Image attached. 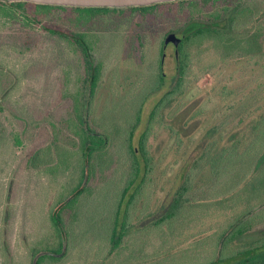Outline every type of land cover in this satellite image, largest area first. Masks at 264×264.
Instances as JSON below:
<instances>
[{
    "label": "rangeland",
    "instance_id": "obj_1",
    "mask_svg": "<svg viewBox=\"0 0 264 264\" xmlns=\"http://www.w3.org/2000/svg\"><path fill=\"white\" fill-rule=\"evenodd\" d=\"M262 2L247 0L246 4L258 7ZM4 10L7 6L0 4V96L2 91L9 92L5 108L0 109V264H33L39 252L50 251L60 243L67 246L66 256L45 259L42 264H197L216 259L218 233L226 226V217L234 215L231 210L212 204L174 225L156 226L154 221L168 206L186 165L199 154L198 140L211 117L230 129L241 109L248 110L246 119L259 118L264 112V59L234 55L222 61L220 50L209 41L191 49V66L183 85L149 139L154 160L138 197L129 206L130 230L122 245L110 253L116 197L129 168L118 130L131 127L137 107L155 82L160 59L167 81L160 91L146 98L135 141L157 100L174 83L177 38L169 39L160 54L174 20L162 21L152 13L125 10L101 13L92 22L75 27L66 21L68 14L62 10L43 17L45 23L60 24L88 36L94 61L101 64L89 113L91 126L110 138L105 158L115 156L114 151L119 154L115 164L106 168L104 179L101 169L90 180L84 177L88 189L77 204L63 212L62 227L67 231L63 238L54 228L52 213L68 202L80 183V150L67 120L72 117L71 96L78 90L88 92L81 81L84 61L81 52L65 39L40 24L27 23L20 14L6 16ZM241 99L246 100L243 105L247 108L241 105L237 111L228 112L229 106ZM196 110L203 112L194 117ZM83 113L87 115L86 110ZM167 125L182 133L180 140L172 136ZM195 177L198 183L206 182L201 174ZM208 185L203 184L198 199L218 198L206 199L213 195ZM261 208L264 216V202L256 209ZM261 231L264 223H256L245 239H254ZM62 251L44 254L57 256Z\"/></svg>",
    "mask_w": 264,
    "mask_h": 264
},
{
    "label": "trees",
    "instance_id": "obj_2",
    "mask_svg": "<svg viewBox=\"0 0 264 264\" xmlns=\"http://www.w3.org/2000/svg\"><path fill=\"white\" fill-rule=\"evenodd\" d=\"M246 1L183 0L129 8L70 7L0 1V4L7 6V10H4L6 16L12 18L20 14V18L27 23L40 24L43 29L72 44L81 52L84 61L85 75L81 81L85 89L88 88V92L78 90L72 96L70 95L73 110L72 117L67 120V128L74 134V140L80 150L78 166L81 178L80 183L71 192L68 202L52 213V223L59 236L63 238L67 236V231L62 227L63 212L77 204L81 195L88 189V181L83 183L84 177L91 179L101 169V177L104 179L107 176L106 168H111L115 164L117 161L115 157L118 158L119 154L114 151L115 156L105 158L104 155L110 147V138L106 132L102 131V133L91 126L89 113L101 76V64L94 61L88 36L85 32L66 28L60 24L45 23L43 17L53 10H62L66 15L68 14L66 21L78 27L92 22L101 13L140 11L144 15L152 13L162 21L174 20V24L167 30L166 37L171 33L183 34L176 46L178 72L173 78L174 83L169 85L155 103L138 140L135 141V136L142 121L143 104L151 93L160 91L167 81L161 59L155 82L137 107L131 127L123 132L118 130V133L123 136L121 152L126 155L129 168L124 178V186L116 197L109 239V252L112 253L122 245L130 230L129 206L138 197L154 160L149 139L155 125L162 121L165 109L169 108L183 85L186 71L191 66V49L209 41L211 46L220 50L222 61L234 55L258 56L264 59V3L253 7L252 4H246ZM194 23L196 26L192 25ZM166 37L160 50L161 55L164 53ZM8 93V90L2 91L0 109L5 108ZM245 101L241 99L230 105L228 112H233L235 109L237 111ZM242 107H245V104ZM84 110L87 115L83 113ZM201 112L196 110L193 116ZM239 112L237 122L230 129H225L220 119L217 121L211 117V122L206 125L202 137L198 140L199 154L186 165L180 175L181 182L168 206L154 221L156 226L174 225L177 221H187L189 213H200L202 209L211 207L212 204L231 210L234 215L226 217V226H221L218 233L220 243L217 258L197 264H264V232L261 231L254 239H245L249 230L256 227V223H264L262 208L256 209L264 202V175L261 176V171L264 170V112L259 118L249 119H246L248 110L241 109ZM51 124L56 127L53 123ZM166 128L170 130L172 136L181 139L182 133L174 126L167 125ZM19 136L17 141L21 143L22 139ZM1 139H3L2 131H0ZM39 153V150L34 152L33 158L36 159ZM58 154L63 157V154ZM196 169L199 171L196 172ZM197 173L203 175L202 178L206 182L198 183L195 177ZM203 184H209L207 187L213 194L208 195L206 199L209 196L218 198L211 201L198 199L197 193L202 192ZM236 240L235 246L232 247L231 243ZM62 249L63 244L60 243L50 251L60 252ZM65 256L66 253L62 256L44 254L38 258L37 264H42L45 259L60 260Z\"/></svg>",
    "mask_w": 264,
    "mask_h": 264
},
{
    "label": "water",
    "instance_id": "obj_3",
    "mask_svg": "<svg viewBox=\"0 0 264 264\" xmlns=\"http://www.w3.org/2000/svg\"><path fill=\"white\" fill-rule=\"evenodd\" d=\"M3 2H32L43 5H59V6H70V7H102V8H129L138 6H151L160 3H170L183 0H0ZM183 34L178 36L176 33L167 35L166 42L171 38H177V44L180 42ZM177 70L174 75L177 74ZM166 75V73L163 71ZM67 250V246L63 247V251L57 256H62ZM46 252L54 253L52 251H41L37 254L33 260V264H36L38 257Z\"/></svg>",
    "mask_w": 264,
    "mask_h": 264
}]
</instances>
